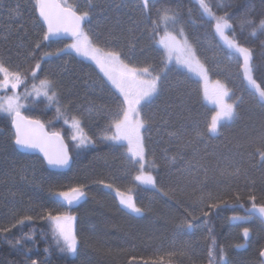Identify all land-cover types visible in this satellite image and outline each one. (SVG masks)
I'll list each match as a JSON object with an SVG mask.
<instances>
[{
    "label": "trees",
    "instance_id": "1",
    "mask_svg": "<svg viewBox=\"0 0 264 264\" xmlns=\"http://www.w3.org/2000/svg\"><path fill=\"white\" fill-rule=\"evenodd\" d=\"M151 3L154 7L150 20L141 15V0H66L64 5L93 13L90 23L85 22L82 28L87 29L96 46L105 51L113 50L95 41L94 35L99 32L106 40L118 41L128 55L127 59L122 58L130 65L151 64L157 71L165 69L163 89L141 112L143 118L152 116L142 129L147 155L145 171L152 170L150 165L155 160L158 171L152 170V174L158 186L164 185V191L169 187L176 189L175 197L164 196L134 181L138 166L130 163L126 143L114 147L112 142L100 139L111 119L109 109L116 108L119 93L97 66L65 50L62 55L42 60V69L34 81L31 69L40 56L63 48L69 39L51 37L38 50L37 59L26 60L29 44L46 30L39 18L36 0H0V55L7 59L6 54L11 53V60L5 64L10 73L28 69L22 76L26 83L16 89L0 87V96H20V113L39 119L51 132H59L70 155L76 154L71 170H54L39 154L25 153L11 144L7 150L0 149V225L7 226L9 221L14 223L25 215L34 218L12 229L7 236L0 234V264H31L32 260L37 264H134L133 258L135 264H144V261L148 264H209L208 250L213 247V241L217 260L222 248L226 264H261L263 220L256 214L248 217L247 222L232 217L246 215L245 209L251 206L247 199L250 190L258 197L257 203H264L261 199L264 162L256 152L264 145L261 138L264 107L255 87L244 77L242 57L221 40L215 31V22L216 17L227 13L232 25L227 32L231 36L235 32L244 46L253 49V63H264V30L259 27L260 20L264 19V4L261 0H205L211 9L209 14L200 0H151ZM17 8L19 14L10 11ZM130 19L145 23L134 30ZM145 26L149 28L147 35L143 34ZM153 27L155 35L151 31ZM181 29L211 69L212 77L225 82L230 98L240 105L239 118L224 120L215 134L207 131L214 108L205 100L201 80L176 64L168 63L158 46L159 34L181 36ZM253 75L264 88V78ZM3 76L0 73V81ZM45 77L59 83L57 91L63 92L60 103L49 101L43 94L44 89L36 95L33 85L39 87ZM57 108H60L59 113ZM73 118L80 121L82 133L93 143L77 147L79 137L77 141L71 140L72 135H77ZM11 119V115L0 110V144L10 136L14 144ZM182 127L187 129V134L180 140L169 135ZM193 128L204 135L197 137ZM101 179L106 183L114 182L115 187L131 194L138 207L144 209L143 214L125 209L114 190L95 183ZM81 183L89 185L87 196L70 206L62 200L57 203L59 198L50 195V187L63 190L64 186ZM237 193L241 197L239 201L233 199ZM209 195L224 199L227 204L212 210L207 220L199 218L197 212L195 231L182 228L184 210ZM205 202L211 204L216 200L206 199ZM41 205L53 210V215L57 212L76 215L78 254L60 251L52 222L38 218ZM245 227L252 232L251 239L247 247L238 248L237 245L246 243ZM24 234L32 238L23 239ZM16 240H21V244H16Z\"/></svg>",
    "mask_w": 264,
    "mask_h": 264
},
{
    "label": "snow or ice",
    "instance_id": "2",
    "mask_svg": "<svg viewBox=\"0 0 264 264\" xmlns=\"http://www.w3.org/2000/svg\"><path fill=\"white\" fill-rule=\"evenodd\" d=\"M264 4V0H261ZM200 5L203 9L211 14V9L205 0H200ZM36 7L39 13V18L42 19L43 23L46 25V30H42V35L36 39L34 42L29 44L28 51L26 52L25 59H37V52L41 49L44 42L49 41L52 36L57 35L59 32H71L72 36L75 37V41L69 45H65L63 48H57L55 52H44L37 60L35 67L31 69V77L35 81L38 72L42 69L41 61L45 58H51L53 56L62 55L65 53L66 48L75 49L77 53L83 54L85 56H90L92 60L96 62L97 65L104 70L107 79L111 82V85L119 93L115 100L116 108L114 110L109 109L110 112V122L108 124L107 130L104 135L100 137L103 141H110L114 147L119 146L122 141H127V152L132 154L130 163L134 166H138L137 174L134 176V181L140 182L141 185L150 186L152 190L162 193L164 196L172 195L176 196V189L169 187L168 191H164V185L158 186V181L152 174V170H157L155 165V160L152 161L150 167L152 170L145 171L146 168V152L144 138L141 135V129L145 128L149 121L152 120L151 115H146V118H141V112L146 104L151 102V99L160 93L164 87L165 80V69L160 68L157 71L155 65L149 64L143 68L130 67L129 64L123 62L122 57L128 58L127 52L119 47L117 40H106L103 35L99 32L95 33L94 39L97 42H103L105 45L109 46L113 50L105 51L103 48L93 46L90 42V35L86 33L82 28V22L91 21L93 13L91 11L81 12L78 7L74 6H64L61 3H50L49 0H36ZM154 5L151 0H141L140 11L141 15L145 17V20L151 19V12ZM16 14H19L18 8L15 10ZM129 23L133 25L134 30H139L140 24L145 23L144 20H129ZM252 23V22H249ZM119 27V25H117ZM232 25L229 23V17L226 13L225 16L216 17L215 31L226 41L228 47L233 49L238 53L242 59L243 63L241 65L243 69V74L249 84L253 85L259 94V102L262 107H264V88H261L257 84L256 78H254V73L258 74L261 78H264V63L255 64L253 63V49L244 46V43L240 42L237 38L235 32L233 36L229 38L225 35V29L230 28ZM259 27L264 30V19L260 20ZM92 29H89L91 32ZM149 28L147 26L143 29V34L147 35ZM153 35L156 33V29L153 27L151 29ZM256 29L253 28V35H255ZM183 30L181 29V34ZM171 41V42H169ZM164 44L165 49L168 50L169 58L173 48L176 46V37L168 34L166 39L160 41ZM184 47L187 48L188 55L181 63L188 65L189 68L193 67L195 63L200 71L201 75L207 78V73L211 69H205L199 64L196 58L195 52L191 49V46L184 42ZM262 47H264V42H262ZM7 59L0 55V73H3V80L0 81V87L11 89H16L19 85L26 83L22 76L27 73L28 69H23L9 72V68L5 67V64L11 60V53H7ZM151 69V71H150ZM156 73L153 75V73ZM52 75H55L53 73ZM144 77H148L145 79ZM218 91L214 93L213 98L217 101L219 105V111H217L211 118V123L208 125L207 131L209 133L215 134L218 132V126L222 120L232 121L239 118L237 109L239 104H228L224 102V97L228 96V90L216 81ZM60 85L56 80H49L47 77L40 80L39 87L35 84L33 89L36 95H40V90L44 89V96L53 103H60L63 99V92L57 91ZM51 92V95H49ZM60 97V99H57ZM21 99L18 95H13L7 98L6 105L0 101V110L11 115V124L14 126V144L12 143L13 137H9L8 141L4 144H0V149L7 150L9 145L15 147L19 146L21 148L28 149H39L43 155V160L46 164L52 168L68 169L71 170L72 162L76 159V154L70 155L68 146L64 144L61 134L59 132H53L51 136L43 131V123L39 119H31L22 117L19 109L22 105L18 102ZM67 107L66 105H62ZM57 113L60 112V108L56 109ZM106 119L108 116L105 117ZM67 123V121H65ZM73 127L78 131L80 130V121L73 118ZM188 127H192L189 125ZM37 129L39 131L37 132ZM197 137H202L204 133L196 131ZM111 133L109 135L108 133ZM187 134L186 128H181L175 133H170L169 135L174 136L177 140H180L184 135ZM261 138L264 140V127L261 128ZM55 140L58 143V147L52 148L51 143ZM71 140L77 141L78 136L72 135ZM93 143L90 139H85L83 137L79 138V144L77 147L84 146L86 144ZM256 152L261 158V162H264V145L261 148L256 149ZM239 172V169L236 170ZM115 180V178H113ZM104 187L114 190L116 195L119 197V202L124 206L125 209L129 210L130 213L137 215H142L144 209L138 207L131 196H126L124 192H121L118 187H115V183H106L105 180L101 179L95 181ZM87 183H81L71 186H64L63 190L53 189L50 187L49 192L53 197L59 198L56 202L59 203L60 200L64 201L66 205H72L73 203L85 198L87 196ZM182 191V189H181ZM215 199V203L208 204L205 200ZM233 199L239 201L241 199L240 195L234 194ZM248 202L251 207L247 209L245 216H233L232 219L236 221L247 222L248 217L252 216L254 213H259L262 220H264V203H257L258 197L253 191H249ZM264 199V196L261 197ZM203 204V207H200ZM227 201L219 197H201L197 204H189V208H186L183 213L181 220V227L186 230L195 231L197 226V212H199V218L207 220L212 213V210L218 209L221 205H226ZM64 206V205H61ZM207 209V211L205 210ZM33 209H29L32 211ZM15 219V217H13ZM41 220H48L53 224V233L55 236L56 245L60 248L61 252H67L71 254H78V240L76 235L67 226L65 222L70 221L73 217L64 215L57 212L53 215V210L45 209L41 205V214L38 217ZM33 216L25 215L19 219H15L12 223L9 221L7 226L0 225V234L7 236L11 233L12 229L18 226L24 225L26 222H32ZM250 229L243 228V237L245 239L249 238ZM32 237L24 234L23 239H31ZM16 244H21V240H16ZM238 248H243L244 245H237ZM47 251V250H46ZM209 264H226L223 249H219V259H216V245L213 241V247L208 250ZM259 257L261 258V264H264V248L259 250ZM135 264V258H133ZM31 264H37V261L32 260ZM144 264H148L144 261Z\"/></svg>",
    "mask_w": 264,
    "mask_h": 264
},
{
    "label": "rangeland",
    "instance_id": "3",
    "mask_svg": "<svg viewBox=\"0 0 264 264\" xmlns=\"http://www.w3.org/2000/svg\"><path fill=\"white\" fill-rule=\"evenodd\" d=\"M63 4L66 3V0H64V2H62ZM229 28H226L225 29V35L228 36L229 38H231L232 36L230 35L228 31ZM83 30L88 33L87 29L86 28H83ZM219 34V33H218ZM220 36V35H219ZM168 37V33L165 32V33H162V34H159V38H158V46H160L162 48V50L164 51L165 55L166 56V59H167V62L170 63V64H176L177 66L187 70L188 72L191 73V75H193L194 77L198 78L201 80L202 84L203 85V89H204V96H205V100L206 102L212 106L214 108V113L213 115L219 111V105L217 103V101L213 98V95L215 92H217L219 89L216 85V81H219L221 85H223L227 90H228V93L230 94V90L229 88L227 87L226 83L223 82L222 80L220 79H217V78H214L212 77V75L210 74V71H208L207 73V78L205 79V77L203 75H201L200 71L198 70V67L197 65L194 63L193 64V67L189 68L188 65L186 64H183L181 63V61L183 59H185L188 55V52H187V48L184 47V42L186 41L187 42V45L191 46V49L195 52V55H196V58L197 60L199 61V64L202 65L205 69H208L206 64L204 63V61L201 59V57L199 56L198 54V51L196 49V47L191 44L188 36L184 33H182L181 36H175L176 37V41H177V44L176 46L173 48V51H172V54H171V58H169V55H168V50L165 49L164 47V44H162L160 41L162 39H166ZM91 38V37H90ZM221 40L227 45L226 41L220 36ZM75 41V37H72L71 39H69V41H67V43L65 45H69L71 43H73ZM90 42L93 43V46H96L94 44V41H92V39H90ZM171 42V41H169ZM98 47V46H97ZM65 50H70V51H73L74 53H76L77 55H79L80 57H82L83 59L85 58L86 60H89L91 62L94 63V65L97 66V68L100 70V72L104 75L105 77V80L107 79V76L105 75V72L103 69H101V67L99 65L96 64V62L94 60L91 59L90 56H85L83 54H80V53H77L75 51V49H71V48H66ZM123 62L126 63V64H129L127 63L123 58H122ZM230 60V58L228 59ZM130 67H136V66H133V65H130ZM137 68H143V67H137ZM145 79H148V77H144ZM107 81L111 84V82L107 79ZM248 82V81H247ZM112 86V85H111ZM114 88V86H112ZM115 89V88H114ZM116 90V89H115ZM228 94V96L224 97V102L225 103H228V104H235V102L230 98V95ZM13 96L12 95H7V96H0V101H2L5 105H6V102H7V98L8 97H11ZM212 115V116H213ZM141 118L143 119V116H142V113H141ZM224 120H222L219 124V126L221 125V123L223 122ZM219 126H218V130H219ZM143 129V128H142ZM141 129V135L142 137L144 138V134H143V130ZM83 131H81V129L78 131L76 129V133L78 135V137H83L85 139H88V136L85 135V133H82ZM122 143H126L127 144V141H122ZM128 147V145H127ZM146 152V151H145ZM130 157L132 158V154L129 153ZM146 162H147V155H146ZM121 191V190H120ZM121 192H124L126 196H131L134 200V202L136 203V200L134 199V197L131 195V194H128L127 192L125 191H121ZM118 197V196H117ZM118 200H119V197H118ZM78 202V201H77ZM76 203V202H75ZM73 203V204H75ZM123 206V205H122ZM138 206V205H137ZM124 207V206H123ZM129 211V210H128ZM68 216H71L73 217L72 220L70 221H67L65 222L67 224V226L72 230V232L76 235V215L71 213L69 214ZM77 237V235H76ZM75 255V254H73Z\"/></svg>",
    "mask_w": 264,
    "mask_h": 264
},
{
    "label": "water",
    "instance_id": "4",
    "mask_svg": "<svg viewBox=\"0 0 264 264\" xmlns=\"http://www.w3.org/2000/svg\"><path fill=\"white\" fill-rule=\"evenodd\" d=\"M49 2L50 3H59V2H57L56 0H49ZM62 4V3H61ZM62 5H64V4H62ZM64 6H66V5H64ZM84 25H85V22H82V27H84ZM73 36H72V34H71V32H64V31H61V32H59L57 35H54V36H52V38H56V39H71ZM21 116L22 117H26V118H31V119H36V118H32V117H29V116H26V115H23V113H21ZM42 122V121H41ZM43 123V122H42ZM43 131H44V133H47L49 136H51V134L53 133V132H51V131H49L48 129H47V127L45 126V124L43 123ZM12 128H13V131L15 132V129H14V126L12 125ZM39 131V129H37V132ZM61 138L63 139V142H64V144L66 145V142H65V140H64V138H63V136L61 135ZM15 147H17L19 150H21V151H23V152H27V153H35V154H39V156H41L42 158H43V155H42V153L40 152V150L39 149H28V148H21V147H19V146H15ZM51 147L52 148H56V147H58V143L55 141V140H53L52 141V143H51ZM48 166V165H47ZM49 168H51V169H54V170H67L66 168H64V169H60V168H52V167H50V166H48ZM251 207V206H250ZM250 207H248V208H250ZM248 208H246L245 210H246V212H247V209ZM254 214H256L257 216H259L260 217V214L257 212V213H254ZM260 219H261V217H260ZM263 222H264V220H263ZM251 235H252V232L250 231V236H249V238H247V239H245L244 238V240L246 241V243L245 244H243L244 245V247L243 248H245V247H247L248 246V241L251 239Z\"/></svg>",
    "mask_w": 264,
    "mask_h": 264
}]
</instances>
